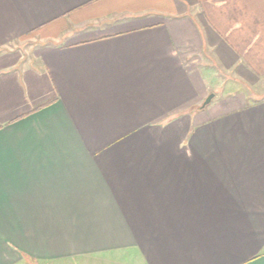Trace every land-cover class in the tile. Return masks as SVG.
<instances>
[{
  "label": "crops",
  "instance_id": "crops-1",
  "mask_svg": "<svg viewBox=\"0 0 264 264\" xmlns=\"http://www.w3.org/2000/svg\"><path fill=\"white\" fill-rule=\"evenodd\" d=\"M0 74V264H264V0H0Z\"/></svg>",
  "mask_w": 264,
  "mask_h": 264
},
{
  "label": "rangeland",
  "instance_id": "rangeland-1",
  "mask_svg": "<svg viewBox=\"0 0 264 264\" xmlns=\"http://www.w3.org/2000/svg\"><path fill=\"white\" fill-rule=\"evenodd\" d=\"M10 62L13 63V69L10 70L13 73L10 72H6L8 73V75H6L8 77V82L12 81V78L16 79V82L19 84V89L21 94L26 97L28 100H32L39 98V96H42L43 93V88L42 85L44 86L45 83L44 81L41 79L40 82V86L37 83L38 87L34 86V78H31L29 81V77H26L23 75V71L24 72H29L31 69L33 70H37L38 69V63L36 62V60L33 59V55H32V51L29 50V48H25L23 47L22 49L18 50L17 52L14 53L13 56L10 57L9 59ZM16 66V68H15ZM18 74V76H17ZM1 76V74H0ZM26 76H29V74H27ZM33 81V82H32ZM216 85V84H215ZM228 87H232V91L236 92L239 91L240 93L245 92L250 93L248 94V96H251L252 93V89H250L249 87H246L245 85H243L242 83L238 82L235 84H228L222 87L223 92L222 93H215V98H214V102H216L217 100H219L220 98H225L227 97L226 95H228L227 92L229 89ZM216 88H214L215 90ZM217 91H220L217 90ZM213 95V94H211ZM20 264H39V263H35L32 261H27V262H22ZM57 264H61V263H57ZM62 264H125L119 261V259L115 258L114 262H108V261H104V259L102 257H93V258H88V259H77L71 262H67V263H62Z\"/></svg>",
  "mask_w": 264,
  "mask_h": 264
},
{
  "label": "water",
  "instance_id": "water-1",
  "mask_svg": "<svg viewBox=\"0 0 264 264\" xmlns=\"http://www.w3.org/2000/svg\"><path fill=\"white\" fill-rule=\"evenodd\" d=\"M212 97H213V95H209V96L207 97V99L205 100V102L203 103L202 107L208 105L209 102L211 101Z\"/></svg>",
  "mask_w": 264,
  "mask_h": 264
}]
</instances>
